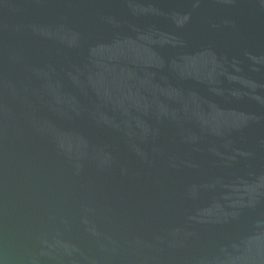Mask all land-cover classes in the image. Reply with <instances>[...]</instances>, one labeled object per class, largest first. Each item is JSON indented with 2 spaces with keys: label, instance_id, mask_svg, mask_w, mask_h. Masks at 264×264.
Segmentation results:
<instances>
[{
  "label": "water",
  "instance_id": "obj_1",
  "mask_svg": "<svg viewBox=\"0 0 264 264\" xmlns=\"http://www.w3.org/2000/svg\"><path fill=\"white\" fill-rule=\"evenodd\" d=\"M0 264H264V0H0Z\"/></svg>",
  "mask_w": 264,
  "mask_h": 264
}]
</instances>
